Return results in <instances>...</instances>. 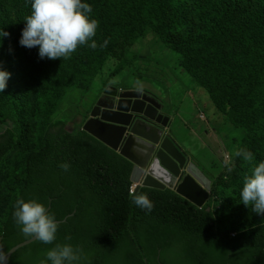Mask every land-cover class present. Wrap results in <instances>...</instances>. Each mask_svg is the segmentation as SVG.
Instances as JSON below:
<instances>
[{
	"label": "trees",
	"instance_id": "16d2710c",
	"mask_svg": "<svg viewBox=\"0 0 264 264\" xmlns=\"http://www.w3.org/2000/svg\"><path fill=\"white\" fill-rule=\"evenodd\" d=\"M82 2L99 21L98 47L49 60L39 57L38 47L14 43L30 0H0V30L9 33L0 37V70L10 73L0 92V124H14L0 135V249L7 254L31 239L12 216L18 198L43 204L59 225L52 244L26 245L8 264H40L55 244L82 248L80 264H264V216L248 217L250 206L239 195L252 167L264 161V0ZM148 29L179 53L181 67L217 109L246 129L236 149L251 151L253 162L233 155L227 180L211 176L221 224L206 203L199 208L171 189L135 193L154 204L147 214L132 203L130 161L84 131L73 134L60 121L49 126L70 91H88L108 57ZM27 51L38 63L27 61ZM128 62L124 57L122 65ZM65 162L68 171L58 166Z\"/></svg>",
	"mask_w": 264,
	"mask_h": 264
},
{
	"label": "rangeland",
	"instance_id": "374dc122",
	"mask_svg": "<svg viewBox=\"0 0 264 264\" xmlns=\"http://www.w3.org/2000/svg\"><path fill=\"white\" fill-rule=\"evenodd\" d=\"M14 43L19 46V38H14ZM118 48L116 56L108 57L88 91H70L58 107L59 111L51 115L49 126L52 122L60 121L67 131L77 134L106 88H141L160 99L162 113L171 119L168 132L187 150L204 174L209 179L212 173L216 176L221 174L227 180L234 162L226 165V158L236 150V144H241L246 129L236 126L216 109L208 92L182 69L180 55L153 30L148 29L133 44ZM124 57L129 62L123 66ZM26 59L32 64L37 62L36 57L28 51ZM124 62L127 63L126 60ZM119 66H123V69L117 74ZM13 127V122L9 120L0 124V135ZM191 171L196 172L194 167H191ZM206 204L221 224L223 218L219 214L218 200L211 194ZM247 211L248 217L253 214L264 216L253 212L251 205ZM259 226L264 227V220Z\"/></svg>",
	"mask_w": 264,
	"mask_h": 264
},
{
	"label": "clouds",
	"instance_id": "9594fccd",
	"mask_svg": "<svg viewBox=\"0 0 264 264\" xmlns=\"http://www.w3.org/2000/svg\"><path fill=\"white\" fill-rule=\"evenodd\" d=\"M91 13L92 7L82 0H30V14L25 17V27L21 31L19 44L29 49L38 47L39 57L49 60L70 59L80 46L95 50L98 45L93 37L96 35L99 21L90 18ZM8 35L9 33L0 30V37ZM108 43L109 41L105 39L99 47L105 48ZM9 77L10 73L0 70V92L6 89ZM168 128H166L167 133H169ZM233 155L241 157L246 163L254 160L251 151L237 148L226 158V165L231 163ZM58 166L64 171L70 168L67 162ZM134 184L132 183V186ZM135 193L132 203L150 214L154 209L152 201L146 194ZM239 195L240 202L245 207L251 205L253 212L264 215V161L252 167L251 175L244 178ZM13 207L14 222L25 237H34L44 244H52L56 240L59 225L55 216L50 214L43 204L36 200L25 202L24 199L18 198ZM66 239L70 240L71 237L67 236ZM82 259H84L82 248L73 247L71 244H55L46 252V260H41L40 264H46V261H50V264H80ZM0 264H7V255L2 249H0Z\"/></svg>",
	"mask_w": 264,
	"mask_h": 264
},
{
	"label": "water",
	"instance_id": "95a60500",
	"mask_svg": "<svg viewBox=\"0 0 264 264\" xmlns=\"http://www.w3.org/2000/svg\"><path fill=\"white\" fill-rule=\"evenodd\" d=\"M139 98L137 92L107 88L83 130L133 164L131 182L137 184V191L171 189L202 208L211 196V179L166 132L170 118L162 121L161 128L156 108ZM35 241L33 237L13 247L6 254L7 264L20 248Z\"/></svg>",
	"mask_w": 264,
	"mask_h": 264
},
{
	"label": "bare ground",
	"instance_id": "6f19581e",
	"mask_svg": "<svg viewBox=\"0 0 264 264\" xmlns=\"http://www.w3.org/2000/svg\"><path fill=\"white\" fill-rule=\"evenodd\" d=\"M175 52V51H174ZM177 53V52H176ZM177 54H179V53H177ZM109 87H111V88H116V89H118V91L120 92V91H133V92H137V93H139L140 94V98H139V100H144V101H146V103H147V105H152V106H154L155 108H156V110L158 111V116H160L161 117V121L160 122H157L158 123V125L159 126H161V128H163V126L164 125H162V121L163 120H165L166 118H167V116H165L163 113H162V109H163V105H162V102L160 101V99L156 96V95H154V94H152V93H150L149 91H146L145 90V93L143 94V93H141V92H139V91H137V90H128V89H123V88H118V87H115V86H109ZM108 87V88H109ZM107 89V88H106ZM105 89V90H106ZM105 90H104V92H105ZM104 92H103V94L97 99V100H100V98L104 95ZM91 113H92V110H91V112L89 113V117H87V119L85 120V122H84V124L86 123V121L87 120H89L90 119V116H91ZM154 122H156V121H154ZM84 124H83V126H84ZM83 126H82V129H81V131H84L83 130ZM85 132V131H84ZM87 133V132H86ZM88 134V133H87ZM90 135V134H89ZM91 136V135H90ZM91 137H93V136H91ZM94 138V137H93ZM97 141H99V140H97ZM100 142V141H99ZM101 144H103L102 142H100ZM104 146H106L105 144H103ZM106 147H108V146H106ZM109 148V147H108ZM110 149V148H109ZM110 150H112V149H110ZM113 151V150H112ZM115 152V151H114ZM116 153H118V152H116ZM119 154V153H118ZM123 157V156H122ZM124 158V157H123ZM126 159V158H125ZM129 161V160H128Z\"/></svg>",
	"mask_w": 264,
	"mask_h": 264
},
{
	"label": "built area",
	"instance_id": "2783aa9c",
	"mask_svg": "<svg viewBox=\"0 0 264 264\" xmlns=\"http://www.w3.org/2000/svg\"><path fill=\"white\" fill-rule=\"evenodd\" d=\"M136 188H137V184H134V185L131 187V191H130V193H131V194H134Z\"/></svg>",
	"mask_w": 264,
	"mask_h": 264
},
{
	"label": "flooded vegetation",
	"instance_id": "af4514ba",
	"mask_svg": "<svg viewBox=\"0 0 264 264\" xmlns=\"http://www.w3.org/2000/svg\"><path fill=\"white\" fill-rule=\"evenodd\" d=\"M131 90H137V91H139V92H141V93H145V90L144 89H141V88H132Z\"/></svg>",
	"mask_w": 264,
	"mask_h": 264
},
{
	"label": "crops",
	"instance_id": "0c3cea01",
	"mask_svg": "<svg viewBox=\"0 0 264 264\" xmlns=\"http://www.w3.org/2000/svg\"><path fill=\"white\" fill-rule=\"evenodd\" d=\"M123 89H128V90H131L132 88H123ZM202 116V115H201Z\"/></svg>",
	"mask_w": 264,
	"mask_h": 264
}]
</instances>
